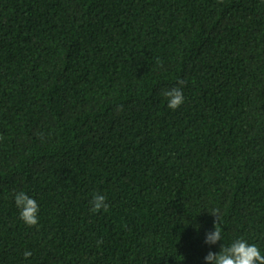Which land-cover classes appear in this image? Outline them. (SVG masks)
<instances>
[{"label":"trees","instance_id":"trees-1","mask_svg":"<svg viewBox=\"0 0 264 264\" xmlns=\"http://www.w3.org/2000/svg\"><path fill=\"white\" fill-rule=\"evenodd\" d=\"M237 238L264 255V0H0V264H211Z\"/></svg>","mask_w":264,"mask_h":264},{"label":"clouds","instance_id":"clouds-1","mask_svg":"<svg viewBox=\"0 0 264 264\" xmlns=\"http://www.w3.org/2000/svg\"><path fill=\"white\" fill-rule=\"evenodd\" d=\"M157 63H160L157 61ZM179 85H183L184 81L179 80ZM163 96L167 99V106L175 110L184 102L182 87H173L163 91ZM14 202L19 209L20 219L29 227L38 224L39 205L34 198H31L24 191H19L14 194ZM90 211L95 213L100 210H107L109 205L106 202V197L101 193H94L91 200ZM216 217L214 221L213 230L205 234V243L215 244L221 240V229L218 224V211L213 210L210 213ZM198 227V226H197ZM103 241H97L101 244ZM30 252H25L24 256L28 257ZM206 261L211 264H264V255L261 254L260 249L254 243H249L243 238L235 239L229 246H220V250L216 253L209 251L204 257Z\"/></svg>","mask_w":264,"mask_h":264}]
</instances>
